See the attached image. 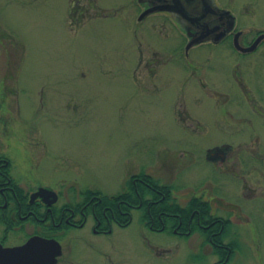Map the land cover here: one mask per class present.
<instances>
[{"label": "rangeland", "instance_id": "rangeland-1", "mask_svg": "<svg viewBox=\"0 0 264 264\" xmlns=\"http://www.w3.org/2000/svg\"><path fill=\"white\" fill-rule=\"evenodd\" d=\"M139 2L0 0L2 26L26 46L19 88L27 89L36 104V114L10 115L5 135L0 128L5 144L36 138L33 164L38 168L23 164L16 175L26 185L32 179L78 198L87 189L118 193L132 174L150 173L172 184L180 204L202 197L211 201L214 214L231 220L226 242L235 241V252L229 264H264V117L254 113L232 80L240 62L254 85L253 65L264 62V46L245 56L227 45L217 48L214 60L224 61L225 70L216 67L213 74L223 77L211 79L209 44L187 55L181 28L165 13L139 21L144 9ZM219 2L233 11L237 28L249 39L264 31V0ZM153 68L157 73L151 75ZM209 88L229 94L226 104L221 98L217 102L234 118L217 108ZM262 90L255 94L264 109V83ZM42 101L45 110L39 107ZM221 142L233 147L225 169L207 156L209 147ZM142 214L135 209L132 223L115 224L112 234H96L89 215L84 228L58 235L59 264L219 261L203 230L189 237L153 231L142 224ZM4 229L0 224V238ZM27 230L10 232L5 244L22 241Z\"/></svg>", "mask_w": 264, "mask_h": 264}, {"label": "flooded vegetation", "instance_id": "flooded-vegetation-1", "mask_svg": "<svg viewBox=\"0 0 264 264\" xmlns=\"http://www.w3.org/2000/svg\"><path fill=\"white\" fill-rule=\"evenodd\" d=\"M213 1L217 6L216 8L218 11L217 13L209 11V20L206 23L194 24L195 18L202 16L201 10L207 8L205 6H200L201 1L198 2V0L193 1L196 2V13L195 6H193L190 9L191 12H188L189 14H187L191 19L190 21L188 20V22L185 19V15H174L164 12L166 15L170 16L171 19L178 26H180L181 29L184 30L183 32L187 35L189 41L191 40L192 36L196 34L207 33L209 35V40L204 42L209 44V72H211V79L219 77L218 75L213 74L216 70V67H224L225 70L224 61L220 62L214 60V55L215 51H217V48H222V46L227 45L228 47H232L241 56H245L255 53L262 46H264V31L257 30L256 34L249 39L244 30L237 28L238 19L233 11L221 5L219 0ZM143 3L145 8H148L151 5L158 4V0H148ZM224 10H229L231 14L235 16V23L232 21V26L230 19L221 15V12H224ZM2 25L5 26L2 18L0 17V128H3L2 132L3 135H5V129L7 130L6 126L11 122L10 115L15 113L16 115L21 116L22 119V112L28 111L30 113L36 114V104L27 89L24 90L23 87H21V89L19 88V85L21 86L20 72L24 62L22 59H24L23 53L25 52V43L17 36V34L13 33L12 35L7 32L6 28H4ZM204 25H208L209 30H207ZM260 37V42L251 52H245L239 49L236 43L238 41L241 47H250ZM258 63L259 62L257 61L253 65L254 69L252 73L254 72V74L252 75L255 78L253 86L248 81V77L244 75L242 68H240V62H238L232 70V80L240 87V90L242 93H244L246 100L251 103L252 107L254 108V113L264 117V109L261 108V102L259 100L260 98L255 94L256 92L259 94L263 93L262 84L264 83V74L259 72L260 70L264 72V62L261 64ZM158 64H160V62H158ZM146 65L151 66V61H148ZM150 72L151 75L157 73L155 68L150 69ZM221 77H223V75H220L219 78ZM210 92L212 98L216 97L215 100L217 108L222 113H225L227 117L230 116L231 118H234V114L228 108H226V106H219L220 102H217V99L221 98V102L226 104L230 97L229 94L211 89ZM23 93L24 95H27L25 99H23ZM42 103V106L39 105V107L42 110H45V103L43 101ZM25 104H29V106L27 107ZM238 121L245 122L250 125L253 124L251 119L247 117H240L238 118ZM30 124L31 127L34 126L32 117ZM218 124L222 127L226 126V123L223 124V122H214L213 125L215 126ZM21 140L22 139L17 140V144L13 146L10 141L9 143L5 144L4 140H1L0 138V219H2L0 224L5 226L4 234L0 238L1 243L6 245V241H11L9 239L10 232H17L20 235L23 230H27L28 228L30 229L22 234V237L23 235L25 236L22 241H12L17 242L15 245L25 243L30 237L34 235L58 239V235H64L70 227L84 228L87 224L89 215H92L95 220L93 230L96 234H112L114 232L115 224L126 228L132 223L133 211L135 209H139L142 205V202L138 205L132 202L129 203L131 204L132 209L131 223L123 226V224L116 220H97L93 214L88 213V206L94 200V198L90 199L89 202H86L85 194L87 190L82 192L81 196H78L77 198L76 196H71L68 189H66V191H63L62 189H55L54 187L47 184L37 183L32 179H30L33 182L32 184H24L20 177L16 175V171L24 169L23 164L29 163H31V168H38L33 164L34 162L37 163V160L35 161V159H38V155L36 154V138L30 140L25 139L23 141ZM6 141H8V139H6ZM6 147L10 149L11 153L6 151ZM232 150L233 147L227 142L214 144L213 146L209 147L207 153L209 162L214 164L216 167L225 169V164L231 156ZM23 173L27 174V172ZM143 173L146 175H152L147 172ZM227 173L228 171H222V174ZM140 174L141 173L132 174L128 180V186L124 190L131 191L133 188L131 187V184L137 186L138 182L144 183V180L139 177ZM27 177H29V175ZM155 178L160 180L157 177ZM42 188H46L49 191H54L57 195L56 201L53 202L52 199L54 197L50 195L48 191H42ZM41 191L43 192V195H38V193ZM73 200H75V202ZM209 202L212 207L211 201ZM118 206L120 207L121 205L118 204ZM212 214L215 215L213 213V207ZM216 216L219 217L218 220L224 219L231 222L229 218L226 219L225 217L219 215ZM159 221L160 223H164L161 215H159ZM141 222L150 230L157 232L164 231L162 229H154L153 226L156 224V220L143 219L141 217ZM181 223L182 221L179 222V224ZM212 225L213 223L211 222V224L205 226L202 225V227H210ZM174 232L179 233L177 229H174ZM213 234L216 233L214 232ZM209 243L211 244V239ZM229 243L230 242L227 243L224 240L225 247H227L226 244ZM211 246L213 245L211 244ZM61 258L57 264L61 262Z\"/></svg>", "mask_w": 264, "mask_h": 264}, {"label": "trees", "instance_id": "trees-1", "mask_svg": "<svg viewBox=\"0 0 264 264\" xmlns=\"http://www.w3.org/2000/svg\"><path fill=\"white\" fill-rule=\"evenodd\" d=\"M144 183L138 182L137 186L131 184V191H123L115 195H108L100 190L86 191V202L94 200L89 204L87 212L93 214L97 220L109 219L119 221L123 226L131 223V204L142 205V218L156 220L154 229L173 232L190 236L193 233L203 230L211 244L214 253L221 256V260L215 264H229L234 252L235 241L224 246L225 237L229 234L231 225L227 220H218L219 217L212 214L209 201L202 197L194 196L188 205H181L174 196L172 184L163 183L152 175L141 173L139 175ZM148 183V184H147ZM156 189V190H155ZM118 204L121 206L119 207ZM161 215L164 223H160ZM2 221V219H0ZM182 221L181 224L179 222ZM213 223L210 227H202ZM216 234H213V233ZM226 249V250H225Z\"/></svg>", "mask_w": 264, "mask_h": 264}, {"label": "water", "instance_id": "water-1", "mask_svg": "<svg viewBox=\"0 0 264 264\" xmlns=\"http://www.w3.org/2000/svg\"><path fill=\"white\" fill-rule=\"evenodd\" d=\"M140 2H145L148 0H139ZM194 0H158V4L149 6L140 16V20L146 16L155 12H169L171 14L185 15V19L190 21L189 14L190 9L195 6L196 13V2ZM201 1L200 6H205L201 10V17H196L194 24L206 23L209 20V11L217 13V6L213 0H198ZM193 2V3H192ZM192 4V5H191ZM189 12V13H188ZM222 16H226L231 21V26L235 23V16L231 14L229 10H224L221 12ZM233 21V23H232ZM207 30H209L208 25H204ZM258 38L255 43L250 47H241L238 43L237 46L243 51H252L256 48V45L260 42ZM209 40V35L207 33L196 34L192 36L191 40L187 45V50L192 46ZM46 190L54 198L52 201H56L57 195L54 191H49L46 188H42V191ZM39 192L38 195H43V192ZM63 254V248L61 243L55 238H47L40 235L32 236L27 242L22 245L6 247L0 243V264H57L59 257Z\"/></svg>", "mask_w": 264, "mask_h": 264}]
</instances>
